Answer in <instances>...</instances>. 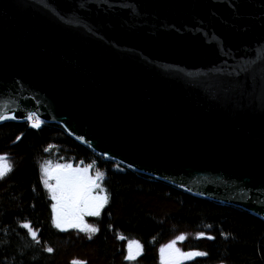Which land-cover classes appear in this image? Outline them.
<instances>
[{
  "label": "water",
  "instance_id": "water-1",
  "mask_svg": "<svg viewBox=\"0 0 264 264\" xmlns=\"http://www.w3.org/2000/svg\"><path fill=\"white\" fill-rule=\"evenodd\" d=\"M31 112L264 218V0H0V123Z\"/></svg>",
  "mask_w": 264,
  "mask_h": 264
},
{
  "label": "trees",
  "instance_id": "trees-1",
  "mask_svg": "<svg viewBox=\"0 0 264 264\" xmlns=\"http://www.w3.org/2000/svg\"><path fill=\"white\" fill-rule=\"evenodd\" d=\"M0 155L9 157L12 169L0 179V264H130L129 239L142 243L137 264H161L160 248L181 235L186 238L177 248L206 255L179 264H264V218L100 155L59 124L0 123ZM48 161L91 162L105 172L109 202L96 233L54 225L42 176Z\"/></svg>",
  "mask_w": 264,
  "mask_h": 264
},
{
  "label": "snow or ice",
  "instance_id": "snow-or-ice-1",
  "mask_svg": "<svg viewBox=\"0 0 264 264\" xmlns=\"http://www.w3.org/2000/svg\"><path fill=\"white\" fill-rule=\"evenodd\" d=\"M34 115V113L29 114L27 119L32 120ZM6 118L0 116V119ZM39 126V121L33 124V127ZM0 161H3V163H0V179H2L12 169L11 165L7 163L6 157L0 156ZM91 167L92 165L84 168H73L71 164H56L53 166L51 161L46 162L43 166V183L51 192L52 200L55 201L52 205L53 223L58 229L78 228L81 231L92 233L98 231L97 228L86 224L84 217L99 216L107 203L108 197L103 194V189L98 183L102 174L97 173V176L93 178L88 174ZM22 227L29 229L33 239H36V232L31 231L30 224L25 223ZM203 235V233L199 234L201 237ZM120 238L124 239L122 236ZM185 238L183 235L178 236L160 248L161 264H179L181 258L206 255V253L199 251L182 252L179 248H176L177 241H183ZM207 238L214 239L211 236ZM127 249L128 254L125 259L134 260L140 253L141 245L139 241L131 240L128 242ZM47 251L51 253L53 249L47 248ZM73 264H82V262L74 261Z\"/></svg>",
  "mask_w": 264,
  "mask_h": 264
},
{
  "label": "rangeland",
  "instance_id": "rangeland-1",
  "mask_svg": "<svg viewBox=\"0 0 264 264\" xmlns=\"http://www.w3.org/2000/svg\"><path fill=\"white\" fill-rule=\"evenodd\" d=\"M42 125V124H41ZM40 125V126H41ZM0 156H4L7 158V163H9L11 165V161L9 159V157L7 155H0ZM0 163H3V161H0ZM89 165H92L91 168H89V175L92 176L93 178H95L97 176V173H101L102 176H101V179L98 181V183L100 184L101 188L103 189V194L106 195L108 197V200H107V203L105 204V206L103 207V209L101 210V213L99 216H85L84 217V220H86V224L88 225H91L92 227H95L97 228L98 230L100 229V227L102 226L101 224V220L103 219V215H104V212H105V209L108 205V202H109V195H108V192L106 190V187L104 185V181H105V172L102 171L101 169H99L98 167H96V165L94 163H91V162H87V163H82V164H78V165H72L73 168H84V167H88ZM42 176H43V180H44V171L42 169ZM54 183V181H53ZM48 189V188H47ZM50 192V191H49ZM51 194V192H50ZM53 201V200H52ZM55 203V201H53V204ZM90 218H93V220L91 221ZM68 229V228H67ZM131 240H136V241H139L138 239H129V241ZM140 245H141V250H140V253L137 255L136 259L134 260H129L130 261V264H137L136 260L137 258L142 254V251H143V247H142V243L139 241ZM166 245V244H165ZM176 247V245H175ZM177 248V247H176ZM196 251V250H195ZM182 252H185V251H182ZM199 252H203V251H199ZM204 253V252H203ZM197 257V256H196ZM196 257H192V258H181L179 263L181 262H184V261H188V260H192Z\"/></svg>",
  "mask_w": 264,
  "mask_h": 264
},
{
  "label": "built area",
  "instance_id": "built-area-1",
  "mask_svg": "<svg viewBox=\"0 0 264 264\" xmlns=\"http://www.w3.org/2000/svg\"><path fill=\"white\" fill-rule=\"evenodd\" d=\"M25 121H27L30 124H34L36 121H39L40 122V125L46 123L45 121H43L42 119H40L37 116H33V119L32 120H29V119L26 118Z\"/></svg>",
  "mask_w": 264,
  "mask_h": 264
},
{
  "label": "bare ground",
  "instance_id": "bare-ground-1",
  "mask_svg": "<svg viewBox=\"0 0 264 264\" xmlns=\"http://www.w3.org/2000/svg\"><path fill=\"white\" fill-rule=\"evenodd\" d=\"M31 113H34V112H31ZM31 113H30V114H31ZM34 114H35V113H34ZM34 116H36V114H35Z\"/></svg>",
  "mask_w": 264,
  "mask_h": 264
}]
</instances>
